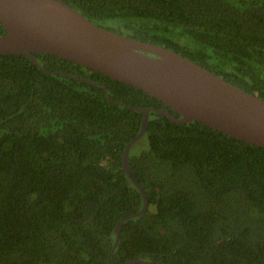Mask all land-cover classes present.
Masks as SVG:
<instances>
[{
	"label": "trees",
	"instance_id": "16d2710c",
	"mask_svg": "<svg viewBox=\"0 0 264 264\" xmlns=\"http://www.w3.org/2000/svg\"><path fill=\"white\" fill-rule=\"evenodd\" d=\"M63 1L264 100V0ZM32 56L0 54V264H264V147L153 110L129 155L148 209L122 223L111 255L117 224L145 202L123 165L143 120L132 107L171 108L79 63Z\"/></svg>",
	"mask_w": 264,
	"mask_h": 264
},
{
	"label": "water",
	"instance_id": "95a60500",
	"mask_svg": "<svg viewBox=\"0 0 264 264\" xmlns=\"http://www.w3.org/2000/svg\"><path fill=\"white\" fill-rule=\"evenodd\" d=\"M0 22L5 28L0 54H23L36 63L32 53L56 55L138 87L171 108L132 107L143 114V120L140 132L126 146L123 165L145 202L139 212L117 224L111 255L119 244L122 223L148 209L146 192L132 175L129 155L145 134L152 110L175 122L199 121L264 147V100L181 53L101 27L63 0H0ZM134 262L163 264L141 259L125 264Z\"/></svg>",
	"mask_w": 264,
	"mask_h": 264
},
{
	"label": "rangeland",
	"instance_id": "374dc122",
	"mask_svg": "<svg viewBox=\"0 0 264 264\" xmlns=\"http://www.w3.org/2000/svg\"><path fill=\"white\" fill-rule=\"evenodd\" d=\"M187 39H188V38H187ZM179 41H180V42L182 41L181 43H186V42H187L186 39H180ZM188 43H189V42H188Z\"/></svg>",
	"mask_w": 264,
	"mask_h": 264
}]
</instances>
